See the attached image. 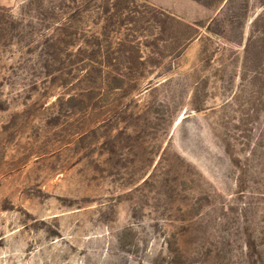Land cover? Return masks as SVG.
<instances>
[{"label":"rangeland","instance_id":"obj_1","mask_svg":"<svg viewBox=\"0 0 264 264\" xmlns=\"http://www.w3.org/2000/svg\"><path fill=\"white\" fill-rule=\"evenodd\" d=\"M0 264H264V0H0Z\"/></svg>","mask_w":264,"mask_h":264}]
</instances>
